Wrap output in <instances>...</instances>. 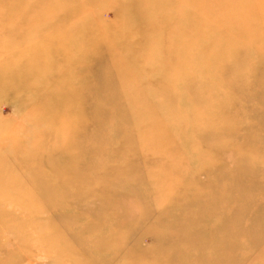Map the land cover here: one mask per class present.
<instances>
[{
  "label": "rangeland",
  "instance_id": "374dc122",
  "mask_svg": "<svg viewBox=\"0 0 264 264\" xmlns=\"http://www.w3.org/2000/svg\"><path fill=\"white\" fill-rule=\"evenodd\" d=\"M192 4L0 0V264H264V0Z\"/></svg>",
  "mask_w": 264,
  "mask_h": 264
},
{
  "label": "bare ground",
  "instance_id": "6f19581e",
  "mask_svg": "<svg viewBox=\"0 0 264 264\" xmlns=\"http://www.w3.org/2000/svg\"><path fill=\"white\" fill-rule=\"evenodd\" d=\"M197 2L202 3V0H193V4L190 6L193 10L191 12H185L184 11V17H183L184 22H182L183 23V30L182 31L184 33L185 39L187 38L191 41L193 39V34L195 33L197 42H201L203 40H206V37H205L204 32H203L204 23H203V21L198 19L199 18L198 12H200L202 8L195 5V3H197ZM139 10L137 12L140 15L141 12ZM208 41L209 40L207 39L206 42H208ZM217 43L218 42L214 43V50H215L216 55H217V51L219 52ZM184 52H185L184 55H186V52H188V50L185 49ZM208 69H209V67H208Z\"/></svg>",
  "mask_w": 264,
  "mask_h": 264
}]
</instances>
